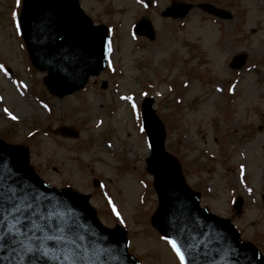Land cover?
<instances>
[{"label": "rangeland", "instance_id": "1", "mask_svg": "<svg viewBox=\"0 0 264 264\" xmlns=\"http://www.w3.org/2000/svg\"><path fill=\"white\" fill-rule=\"evenodd\" d=\"M171 1L79 0L92 24L108 29V63L82 90L59 99L22 46L21 0H0V65L7 72H0V137L29 150L44 182L89 194L104 226L127 231L140 264H179L150 225L157 199L145 171L140 111L152 98L165 149L200 193V205L230 219L264 255V0H173L211 3L230 11L228 20L196 7L182 20L162 18ZM143 18L155 30L152 42L133 33ZM242 53L243 69L230 70ZM60 126L78 138L60 136ZM236 197L243 198L240 214L232 208Z\"/></svg>", "mask_w": 264, "mask_h": 264}, {"label": "water", "instance_id": "2", "mask_svg": "<svg viewBox=\"0 0 264 264\" xmlns=\"http://www.w3.org/2000/svg\"><path fill=\"white\" fill-rule=\"evenodd\" d=\"M201 8L227 17L212 6ZM188 10L189 6L172 7L165 15L182 17ZM19 24L33 65L48 72L44 83L58 97L80 89L89 76L98 75L104 68L107 31L104 27L91 26L77 0H23ZM139 27L153 39L149 25L141 23ZM151 103L150 100L144 103L142 114L151 149L148 172L154 176L159 202L153 224L177 242L186 264H264V258L251 244L239 239L228 220L199 208V195L186 187L177 162L164 152L163 127L151 110ZM61 131L76 136L70 130ZM0 182L5 188L22 182L72 211L85 237L82 250L85 264H137L126 253L124 232L103 229L87 204L88 197L68 188L56 190L46 186L29 166L27 150L1 140ZM236 206L239 207V201ZM48 251L57 258L46 264H64L55 248ZM64 251H68L67 246ZM0 255L4 256L0 264H12L10 252Z\"/></svg>", "mask_w": 264, "mask_h": 264}, {"label": "snow or ice", "instance_id": "3", "mask_svg": "<svg viewBox=\"0 0 264 264\" xmlns=\"http://www.w3.org/2000/svg\"><path fill=\"white\" fill-rule=\"evenodd\" d=\"M0 72L7 75L2 65ZM121 99L131 102L130 97ZM132 109L135 111V104ZM10 119L16 117L10 115ZM113 213L116 214L115 208ZM84 238L77 216L66 206L22 182L10 184L7 188L0 182V254L10 252L12 264H46L57 258L48 251L52 248L57 250L58 258L64 264H85ZM166 243L179 264H186V257L177 242L166 239ZM65 246L68 251H64ZM3 259L4 256L0 255V260Z\"/></svg>", "mask_w": 264, "mask_h": 264}]
</instances>
